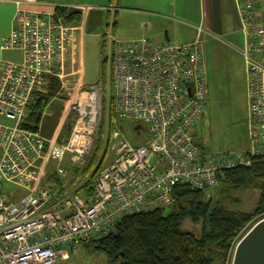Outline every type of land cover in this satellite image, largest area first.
<instances>
[{
  "label": "built area",
  "instance_id": "2783aa9c",
  "mask_svg": "<svg viewBox=\"0 0 264 264\" xmlns=\"http://www.w3.org/2000/svg\"><path fill=\"white\" fill-rule=\"evenodd\" d=\"M234 2L243 36L250 149L220 155L205 153L198 132L210 96L201 27L194 42L182 45L147 36L121 40L115 36L118 8L110 7L104 36L108 86L77 84L74 94H62L83 27L68 25L56 11L18 9L1 50L23 58H0V116L15 121L0 123V264H67L76 245L114 234L125 216L171 209L178 186L218 189L226 171L264 157L261 0ZM54 79L62 84L57 95L73 100L75 120L63 141L28 126L35 98L47 95ZM122 121L147 125L146 144L131 143ZM102 130V156L83 176L77 171L88 165ZM50 168L59 185L46 183ZM99 168L89 194L85 187Z\"/></svg>",
  "mask_w": 264,
  "mask_h": 264
},
{
  "label": "rangeland",
  "instance_id": "374dc122",
  "mask_svg": "<svg viewBox=\"0 0 264 264\" xmlns=\"http://www.w3.org/2000/svg\"><path fill=\"white\" fill-rule=\"evenodd\" d=\"M57 4L66 6H92L94 9L83 8L82 12L86 16V51L81 56L85 69V82L87 85L100 83L103 76V61L107 60V48L104 45V36L107 32V24L111 21L112 14L108 8L117 7L114 14L116 22L115 36L121 40L141 38L143 36L158 38L167 41L168 32L171 43L182 45L194 42L197 37L196 23L200 11L197 8L198 0H55ZM188 2V3H187ZM102 6V8H101ZM103 7H107L105 11ZM153 16V18L151 17ZM154 28V34L144 32L146 25L150 24ZM4 25L0 27L3 30ZM144 29V30H143ZM146 31V30H145ZM238 43L227 42L226 38H221L222 59H217V53L209 54L206 50V63L208 69L209 83V108L208 115L198 128L200 143L206 154H226L234 152H247L249 148V136L247 131V79L245 74V64L242 57L237 53L243 39L242 33L238 29ZM224 43V44H222ZM226 44V45H225ZM215 53V55H214ZM2 56V57H1ZM0 58L5 60H17V55L11 52L2 54ZM75 55L72 63L69 59L65 75V89L61 91L62 84L56 95L51 99V104L47 106L43 116L40 130L43 136L52 139L54 134L59 132V125L69 124L75 119L71 110L73 100L59 97L57 94H74L77 90V83L80 75L76 72L81 69V60ZM217 56V57H215ZM107 70H109L107 63ZM73 76H67L73 74ZM109 72V71H108ZM54 85V84H53ZM57 88V85H54ZM35 102V101H34ZM34 104V103H33ZM32 104V105H33ZM31 112V109H30ZM0 123L5 125H15L5 116H0ZM73 126V125H72ZM71 126V129H72ZM122 127L127 139L136 145H144L150 138L147 125H143L144 131L139 136L135 132V124L132 121H122ZM204 136V138H203ZM56 139V138H53ZM96 145L90 160L94 155ZM109 158V156H108ZM89 160V161H90ZM108 163V160H107ZM46 183L59 185L54 168L48 169L45 176ZM214 195V201H218L224 207L234 212H253L259 201V194L249 190H229L226 192L222 185L218 189L209 191ZM23 195V194H21ZM170 209L166 210L168 213ZM257 218L239 237L233 250L231 251L227 264H232L234 253L239 241L258 222ZM185 231L191 232L200 237L202 225L194 224L187 220L183 226ZM76 253L69 262L74 264H112L104 253L95 252L84 246L76 245ZM215 264H222L217 260Z\"/></svg>",
  "mask_w": 264,
  "mask_h": 264
},
{
  "label": "trees",
  "instance_id": "16d2710c",
  "mask_svg": "<svg viewBox=\"0 0 264 264\" xmlns=\"http://www.w3.org/2000/svg\"><path fill=\"white\" fill-rule=\"evenodd\" d=\"M51 1L39 0L43 3ZM56 12L65 18L68 25H80L82 22L81 12L69 14L67 9L62 7H57ZM107 63V60H104L102 66L101 83L105 87L109 83ZM54 85L47 95L35 98L28 118V126L32 129H39L43 113L60 87L58 79H54ZM112 86L111 83L113 94ZM74 120L71 119L67 125L68 135ZM103 145L104 130L96 141V149L88 165L77 173L83 176L92 173L102 156ZM100 168L95 171L90 184L85 187L89 194L93 192L91 183ZM57 181L60 184L58 178ZM220 181L226 192L249 190L259 194L256 209L249 213L230 211L218 201H214L210 190H195L180 185L175 190L176 203L168 213L166 210H160L125 216L118 223L114 234L83 246L104 253L112 264H215L217 260L227 264L240 235L257 218H264V157L254 160L251 167L226 171ZM187 220L202 225L200 237L184 230L183 226Z\"/></svg>",
  "mask_w": 264,
  "mask_h": 264
},
{
  "label": "crops",
  "instance_id": "0c3cea01",
  "mask_svg": "<svg viewBox=\"0 0 264 264\" xmlns=\"http://www.w3.org/2000/svg\"><path fill=\"white\" fill-rule=\"evenodd\" d=\"M197 2H198L197 8L200 11V14L198 18L196 19V23L199 24L198 28L201 27L207 33L204 36L206 39L207 53L209 54V51L210 53L213 52V49H212V46H213L214 52L218 54L217 55L218 57L217 56L215 57L221 60L223 58L221 55H222V50H224V48H222L220 44L221 43L220 39L226 38L227 42L232 41V42L238 43L237 34H238V29H239V23H238L236 8H235V2L234 0H198ZM57 7L66 8L67 13L69 14L72 12H81L82 14V22L80 26H82L84 30H83V34L82 32L78 33V42H77V49H76L77 55L79 56L77 57L81 60V58L83 57L81 56V54L84 55L86 51V40L85 39L88 34L86 30V16L83 14L82 9L83 8L94 9L98 7H92L89 5L71 7V6H66L63 4H57L55 0H52L49 3L39 2V0H0V27L2 24L4 25L3 30L0 31V56L6 53L1 50V45L3 41L9 36V34L11 33L13 29V20H14V17L18 9L47 14V13L55 12ZM103 8L105 11L107 10V7H103ZM151 17L153 18V16ZM259 18L261 22L264 24V0H261L260 5H259ZM146 26L147 27L144 28L146 31L143 29L144 32L146 33L149 32L151 34H154V28L152 27V25L150 24V26L149 25H146ZM115 28H116V24H115ZM198 28H197V33H198ZM166 34L169 37L168 32ZM169 41H171L170 37H169ZM241 42L242 43L240 45H242L241 46L242 48L243 39ZM11 53H14L17 55V58H16L17 60H11V59L9 60L11 61H21L22 60L23 56L21 52H11ZM237 53L240 57H242L239 50L237 51ZM72 60H75V56L73 59L70 58L71 63H72ZM76 73L80 75L79 81L77 84L87 85L85 82V69H84V63L82 60H81V69L77 71ZM245 74H246V79H247L246 66H245ZM73 75H75V72L73 74H70V76H73ZM50 102L48 106L51 104ZM67 125L68 124H66V122H65V125L64 124L62 126L59 125L58 129H59L60 134L58 133L54 134L53 138H56L60 141L65 140L69 136L67 133Z\"/></svg>",
  "mask_w": 264,
  "mask_h": 264
},
{
  "label": "water",
  "instance_id": "95a60500",
  "mask_svg": "<svg viewBox=\"0 0 264 264\" xmlns=\"http://www.w3.org/2000/svg\"><path fill=\"white\" fill-rule=\"evenodd\" d=\"M167 41L169 37L166 34ZM144 131L143 125L135 128ZM232 264H264V218L258 221L239 241Z\"/></svg>",
  "mask_w": 264,
  "mask_h": 264
},
{
  "label": "flooded vegetation",
  "instance_id": "af4514ba",
  "mask_svg": "<svg viewBox=\"0 0 264 264\" xmlns=\"http://www.w3.org/2000/svg\"><path fill=\"white\" fill-rule=\"evenodd\" d=\"M67 264H74V263L69 262V263H67Z\"/></svg>",
  "mask_w": 264,
  "mask_h": 264
}]
</instances>
